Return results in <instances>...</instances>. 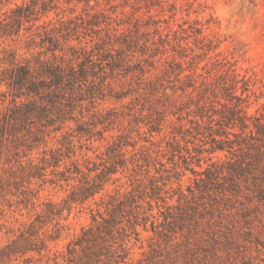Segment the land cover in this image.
<instances>
[{"label":"rangeland","instance_id":"1","mask_svg":"<svg viewBox=\"0 0 264 264\" xmlns=\"http://www.w3.org/2000/svg\"><path fill=\"white\" fill-rule=\"evenodd\" d=\"M42 63L75 69L65 120L3 131L56 117L6 79ZM242 117L264 120V0H0V264H264Z\"/></svg>","mask_w":264,"mask_h":264},{"label":"trees","instance_id":"2","mask_svg":"<svg viewBox=\"0 0 264 264\" xmlns=\"http://www.w3.org/2000/svg\"><path fill=\"white\" fill-rule=\"evenodd\" d=\"M29 7L18 6L14 11V24L21 26L23 19L29 18ZM19 32V30H17ZM75 69L71 68V73L65 74V70L61 65L42 63L39 69H33L29 64L18 65L13 68L9 74V87L13 91H17L19 95H41L43 98L53 97L52 107L56 111V117L50 116L52 112L47 110V107H38L34 103L24 104L12 111L9 121L3 126V131L12 132L19 126L26 127L31 125L35 120L47 123H54L58 120H65L64 104L61 101L54 100L60 98L62 90L66 86L72 85L76 82ZM45 89V91H44ZM46 89L48 92L46 93ZM246 117L240 118L242 127L248 128V166L250 167V174L253 175L256 187L259 191L260 200H264V120L256 118L249 124L244 121ZM249 118V117H248ZM45 125V124H44ZM257 171L260 175H256ZM89 190V195H94L101 190L100 185L93 184Z\"/></svg>","mask_w":264,"mask_h":264}]
</instances>
